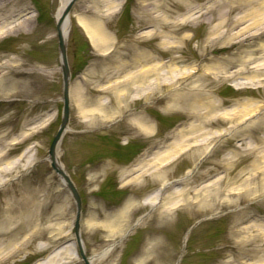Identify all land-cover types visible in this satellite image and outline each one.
Returning <instances> with one entry per match:
<instances>
[{"label": "rangeland", "instance_id": "obj_1", "mask_svg": "<svg viewBox=\"0 0 264 264\" xmlns=\"http://www.w3.org/2000/svg\"><path fill=\"white\" fill-rule=\"evenodd\" d=\"M90 1L76 0L69 11L70 29L65 41L70 72V114L57 148L59 162L81 197L79 232L87 256L113 246L103 258L94 259L93 264H221L225 261L249 264L264 261V240L260 239L258 228L243 233V236L248 233L252 236L239 246L230 236L233 224L243 212L242 225L264 222V191L254 198L251 195L239 197L235 205L218 207L210 213L203 212V206L178 200V206L171 214L161 211L167 191L185 183L195 186L201 181L223 176L224 164L231 168V173L222 185L244 189L248 185L246 176L251 163L264 157V143L259 141L264 138L263 9L261 14L245 15L234 28L221 27L218 34L211 32L215 21L210 20L209 15L193 24L179 23L175 25V33L164 38L169 44L161 46V38L143 36L150 27L136 17L137 0H118L119 10L104 20L112 39L104 49H98L91 44L77 20ZM210 1L192 0L191 4L208 5ZM261 1L254 0L256 7ZM59 3L60 0L0 2L1 6L12 7L13 14L19 10L28 11L25 18L32 19L30 27L12 32L6 30L13 23L4 27L6 22H0V149L10 150L7 158L0 159V165L16 157L30 143L36 145L37 151L35 162L28 170L15 167L2 177L0 207L10 201V197L17 200L34 191L36 202L43 204L44 218L39 209L37 215L45 228L43 238L27 241L24 237L29 230L22 227L11 241L16 247L21 245L16 253L11 251L9 254L12 247L0 243L2 255L9 254L0 264H32L56 252L59 261L54 264H84L73 233L74 202L47 160V150L58 128L63 104L62 72L53 18ZM222 7L227 13V6ZM244 9H232L229 16H243L247 11ZM179 14L173 19H180L182 14ZM133 51L150 53L152 63L168 64L178 58L172 66L186 72L198 65L233 63L228 72L222 71L218 79L205 88L216 105L212 122L202 128L210 134L205 148L189 142L190 145L176 158L162 164L158 179L146 174L137 184L124 183L123 172L137 164L144 153L147 160L155 151L166 149L179 139V130L191 122L198 124L201 119L192 117V111L184 105L165 108L162 99L164 95L187 87L194 74L172 85L160 86L143 97L134 96L130 82L119 103L110 95H102L95 86L99 81L104 85L105 80H100L101 69L113 73L117 66L129 61ZM245 60H248L247 70L227 76L241 68ZM93 66L95 71L82 80L87 68ZM132 70L133 66H126L111 81L123 82L126 78L122 76ZM80 84L88 98L104 97L105 113L111 115V119L95 112L89 125L83 122L76 104ZM196 111L204 113V107ZM234 113L239 117L229 119ZM134 115L151 123L153 130L149 133L140 131L130 121ZM43 119H47L46 124L39 125ZM250 121L255 124L246 127ZM21 132H28L32 137L23 143L11 144L10 139ZM207 171L211 173L204 176ZM238 174H242L240 178L230 183L229 180ZM178 180L183 181L178 183ZM165 181L169 184L161 199L153 204L143 203L148 196L155 195ZM248 186H255V182ZM129 198L132 201L125 210L128 221L122 231L114 233L104 221L121 209ZM167 204L170 205V200ZM90 219L93 222H89ZM240 246L248 253L236 256L234 250L238 251ZM252 250L256 251L252 253Z\"/></svg>", "mask_w": 264, "mask_h": 264}, {"label": "bare ground", "instance_id": "obj_2", "mask_svg": "<svg viewBox=\"0 0 264 264\" xmlns=\"http://www.w3.org/2000/svg\"><path fill=\"white\" fill-rule=\"evenodd\" d=\"M69 1L70 0H60L58 8L53 14L55 23L61 18L63 11ZM191 1L192 0H137L135 9L136 17L140 22L147 24L150 27L149 31L144 33L143 36H151L153 38L159 37L161 38L159 44L161 46H165L169 44V41L164 38L175 33V25H178L179 23L189 22L193 24L198 22L200 19H205V17L209 15V19L215 21L211 32L218 34V31L221 27L224 26L227 28H234L239 22H241V19L245 15L253 13L258 14L259 12V14H261L262 9L264 11V0H262L257 7L254 3V0H211L208 5L198 4L196 6H192ZM196 1L199 2L200 0ZM223 5L227 6V13L223 11ZM119 6L120 2L118 0H91L90 3L84 8V14L78 17V25L94 47L98 49H104L108 45L107 43L111 41L112 37L108 32L106 25L104 24V20L114 15L119 10ZM237 8H246L247 11L246 13H243V16L236 18L230 17L229 14L231 10ZM28 13V11L19 10L13 14L12 7L7 8V4H2V6L0 5V22H6L4 27L13 23L12 26L7 27V32L25 29L30 27L32 24V19L30 17L25 18L26 14ZM178 13H180L179 16L182 14L181 18L178 20L173 19L174 15H177ZM21 18L25 20L19 21ZM69 29L70 20L68 13L60 27L61 33L65 40ZM177 61L178 58H174L168 64L161 61L152 63V57L150 53H137L133 51L130 53L129 61L117 66L113 70V73L106 72L105 69H101L102 71L100 80H105L104 85L100 83L101 81H99L95 86H97L98 91H101L102 95H110V98L116 103H119V101L122 100L123 96L127 92V85H129L130 82H132V86L130 87L134 93V96L143 97L145 95H149L160 86L172 85L179 79L186 78L188 76L191 77L194 74L193 81L191 83H187V87L176 90L171 94L164 95L162 96V99L165 103V108L177 105L186 106L189 109V112L192 111L190 112L192 113V117L202 120H200L201 124H195V122L189 123L186 128H182L177 132L179 137L178 140L169 144L164 150L159 149L155 151L151 158L146 160L144 153L137 164L132 165L130 170H125L123 172L122 175L124 183L137 184L146 174L150 175L154 180H156L159 177L158 174L162 164L176 158L179 153H181L190 145L189 142H191V144L193 143L195 147L202 149H204L209 142L210 138L208 135L210 134L203 131L202 128H204L205 124H210V122H212L214 116L212 113L215 111L216 105L211 98V94L207 92L205 88L209 87L213 81H216L222 71L228 72L229 69L233 67V63L230 61H225L223 66L198 65L196 67H192V70L186 72L185 70L178 69L176 66H172V63ZM247 61L248 60L242 62L241 68L236 71L229 72L227 76L231 77L239 72L241 73L247 70ZM129 65L133 66V70L126 72L124 76H122L126 78L123 82L115 81V79L111 81V78H116L118 76L117 73L121 72V70L125 69V67ZM94 71V66L88 67L87 72L83 74L84 78H82V80H85L86 76ZM81 86L82 85L80 84L77 87L76 104L78 113L84 118L83 122L89 125L94 118L93 116L95 115V112H100V114L104 115L103 117L105 119H111L112 116L108 113H105L106 105L105 101H103L104 97L101 96L98 99L88 98L87 95L83 93L84 91ZM203 107L204 113H199L196 111L198 108ZM227 115H229V113L226 114V116ZM238 117L239 114L234 113L229 119H235ZM46 120L47 119H43L39 125H45ZM130 121H132L142 132L149 133L153 130L152 124L139 115L132 116ZM253 124H255L254 121H250L249 123H246L245 126L250 127ZM183 131H186L187 133H183ZM31 137L32 135H30L28 132H21L20 134L12 137L10 139V143L13 145L23 143ZM259 141L260 143H264V138L260 139ZM35 147L36 145L33 143L26 145L16 157L6 160L4 161L3 165H0V183L4 174L9 173V171L13 168L20 167L23 170H28L30 166L33 165L35 162V157L37 156ZM57 148L55 160L57 166L63 168L62 164L59 162ZM9 151L10 150H6V148L0 149V159L7 158L8 155H10ZM261 159L263 161H261ZM224 166L226 169H224L223 176H218L207 182L201 181L195 186H189V183H185L184 185L182 182V187L173 189L170 192L167 191L165 200L161 204V211L163 213L171 214L172 210L178 206V201H181L182 203L184 202V204L187 203L191 205L203 206V212L210 213L213 209L218 207H229L235 205L237 201L236 199H239V197L244 195L245 197L250 195L251 197H255L263 193L264 157L261 158L260 156V158L253 160L251 163L249 175L246 176V181L248 185L252 182H255V186H248L246 184V186L244 185V189H235L234 187L222 185L223 180L225 178H229L231 173V168L227 167L226 164H224ZM210 173L211 171H207L204 173V176H207ZM241 175L242 174H238L236 177L231 178L229 182H235L240 178ZM128 176L131 177L128 178ZM181 181L183 180H178V183ZM168 184L169 181L163 182L161 188L155 193V195L150 197L148 196V198H146L143 203L153 204L159 201ZM251 197L249 199H251ZM35 198L36 193L34 191H30V193L20 196V198L17 200L11 199L10 197V201H6L4 205L0 207V243H5L6 246L12 247V249L8 252L9 254L11 251L12 253H16L21 249V245L16 247V245L12 244L11 241H13V237H16L18 233H20L19 231H21L22 227L28 228L29 230V233H27V235L24 237L27 241L44 237L45 228L42 223L43 221L42 219L38 221L37 215V210L39 209L41 217L44 218V208L42 202L37 203ZM171 199H174V201ZM169 200L170 205L167 204L169 203ZM131 201V198L127 199L125 205L121 209L115 211L114 214L110 215V217H106L104 221L105 225L111 228L114 233H119L122 231L125 224L127 223L128 217L125 210L128 208L127 206L131 203ZM237 219L238 220L235 221L230 230V236L233 238V241L237 246H239L240 242L245 240L247 241V239L252 236L249 233L246 236H243L242 234L254 227L259 229V237L262 241L264 240V222L257 223L255 221L250 224L242 225L244 222V212ZM89 222L93 221L90 219ZM74 244L75 243L73 242V246ZM40 247L41 246H39V248ZM112 247L113 246L107 247L93 256H87V260L90 264H93L94 259L103 258ZM82 248L85 252L83 244ZM237 248L238 251L234 250V254L236 256L248 253L242 246ZM63 250L66 254L67 248ZM2 251L3 249L0 247V263L1 261H4L9 255L5 253L2 255ZM254 251L256 250H252V253ZM57 254L58 252L54 253L52 256L37 260L32 264H54L55 262L59 261V259L56 257ZM221 264H229V261H225ZM241 264L243 263L241 262ZM249 264H264V261L262 259L260 262L252 261Z\"/></svg>", "mask_w": 264, "mask_h": 264}, {"label": "water", "instance_id": "obj_3", "mask_svg": "<svg viewBox=\"0 0 264 264\" xmlns=\"http://www.w3.org/2000/svg\"><path fill=\"white\" fill-rule=\"evenodd\" d=\"M76 0H70L61 16L58 22L55 23V30H56V36L58 41V54H59V60H60V68L62 72V111H61V117L60 122L58 125V128L56 132L54 133L52 140L49 144L47 153H48V160L50 163L51 169L57 174V176L60 178L63 186L67 190L68 194L72 198L74 205H75V216L73 221V233L75 237V241L78 247L79 255L83 261L84 264H90L87 260V256L82 248V242L80 238L79 228H80V214H81V197L79 195V192L73 182L71 181L69 175L65 172V170L62 167L57 166L55 156H56V148L58 146V143L60 142L64 131L67 128L68 120H69V79H70V72H69V66L67 62V55H66V41L63 37L60 27L61 23L65 19V17L68 15L73 3Z\"/></svg>", "mask_w": 264, "mask_h": 264}]
</instances>
